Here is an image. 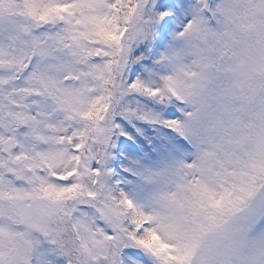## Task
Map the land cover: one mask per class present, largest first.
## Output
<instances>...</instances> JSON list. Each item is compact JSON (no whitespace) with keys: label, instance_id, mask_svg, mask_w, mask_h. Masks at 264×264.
Listing matches in <instances>:
<instances>
[{"label":"snow or ice","instance_id":"6c2138e0","mask_svg":"<svg viewBox=\"0 0 264 264\" xmlns=\"http://www.w3.org/2000/svg\"><path fill=\"white\" fill-rule=\"evenodd\" d=\"M0 264H264V0H0Z\"/></svg>","mask_w":264,"mask_h":264}]
</instances>
